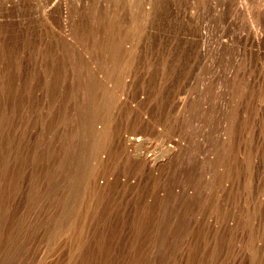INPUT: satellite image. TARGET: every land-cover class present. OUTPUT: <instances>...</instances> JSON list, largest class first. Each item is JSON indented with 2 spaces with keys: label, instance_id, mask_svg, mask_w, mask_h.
Returning <instances> with one entry per match:
<instances>
[{
  "label": "rangeland",
  "instance_id": "374dc122",
  "mask_svg": "<svg viewBox=\"0 0 264 264\" xmlns=\"http://www.w3.org/2000/svg\"><path fill=\"white\" fill-rule=\"evenodd\" d=\"M0 264H264V0H0Z\"/></svg>",
  "mask_w": 264,
  "mask_h": 264
},
{
  "label": "bare ground",
  "instance_id": "6f19581e",
  "mask_svg": "<svg viewBox=\"0 0 264 264\" xmlns=\"http://www.w3.org/2000/svg\"><path fill=\"white\" fill-rule=\"evenodd\" d=\"M140 139V138H139ZM142 139V138H141ZM146 158V157H145Z\"/></svg>",
  "mask_w": 264,
  "mask_h": 264
}]
</instances>
